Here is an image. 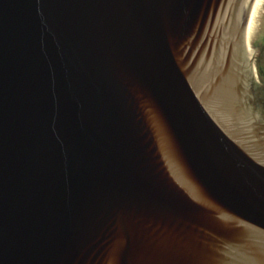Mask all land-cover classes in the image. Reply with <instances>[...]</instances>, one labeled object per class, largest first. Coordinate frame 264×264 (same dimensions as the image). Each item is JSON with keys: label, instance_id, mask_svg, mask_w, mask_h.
Here are the masks:
<instances>
[{"label": "water", "instance_id": "obj_1", "mask_svg": "<svg viewBox=\"0 0 264 264\" xmlns=\"http://www.w3.org/2000/svg\"><path fill=\"white\" fill-rule=\"evenodd\" d=\"M242 2L0 0V264H264V142L208 102Z\"/></svg>", "mask_w": 264, "mask_h": 264}, {"label": "flooded vegetation", "instance_id": "obj_2", "mask_svg": "<svg viewBox=\"0 0 264 264\" xmlns=\"http://www.w3.org/2000/svg\"><path fill=\"white\" fill-rule=\"evenodd\" d=\"M255 1L243 0L235 25L224 38L218 63L211 70L214 83L208 102L229 125L237 127L240 122L241 129L259 132L264 138V4L256 33L247 39Z\"/></svg>", "mask_w": 264, "mask_h": 264}, {"label": "bare ground", "instance_id": "obj_3", "mask_svg": "<svg viewBox=\"0 0 264 264\" xmlns=\"http://www.w3.org/2000/svg\"><path fill=\"white\" fill-rule=\"evenodd\" d=\"M263 4H264V0H256L255 1V4L253 6V10H252L251 16H250L249 26H248V36H247L248 41L252 40V38L254 37V35L256 33L257 20H258V16L260 15V11L262 9ZM239 9H241V8H239ZM238 124L240 125V122H238ZM230 125L235 127V124L231 123ZM239 125L237 126V130L244 132L245 130L241 129V126H239ZM238 127H240V128H238ZM248 141H253V140L248 138ZM262 141L264 142V138L261 135H259V137L254 139V142H262Z\"/></svg>", "mask_w": 264, "mask_h": 264}]
</instances>
